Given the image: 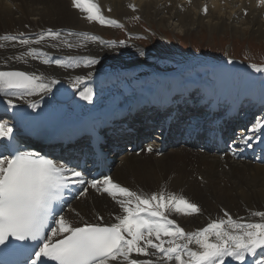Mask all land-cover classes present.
Segmentation results:
<instances>
[{"label": "bare ground", "instance_id": "6f19581e", "mask_svg": "<svg viewBox=\"0 0 264 264\" xmlns=\"http://www.w3.org/2000/svg\"><path fill=\"white\" fill-rule=\"evenodd\" d=\"M95 2L100 6L101 13L107 17L123 22L125 18L135 14L132 12L137 11L148 26L158 27L160 26L158 24L166 23L186 37L196 35L194 31L190 32L191 30H197L200 34L205 33L201 29L205 27L208 32H212L209 33L211 36H214L216 31L228 29L241 35L250 31L252 35L264 40V3L261 0H95ZM130 6H135V10ZM205 6L207 12L203 11ZM86 15L73 7L72 0H0V36L23 33L22 38L35 40L38 34L47 29L59 31L61 33L59 40L46 38L41 44L30 46L38 48L40 53L47 54L49 61L59 59L65 65H79L62 67L52 62L45 64L42 62L44 57L39 53L35 59L26 57L27 62L9 59L26 51L29 46L16 44L13 47L15 42L0 41L5 45L0 48V71H27L50 77L71 87L73 94L68 104L55 102L49 92L22 99L0 94V118H5L1 123L11 127L13 132L31 127L30 134L46 144L51 137L77 126L81 115L99 118L107 116L114 109L140 112L145 109L143 105L146 101L164 102L166 92L177 94V105L194 101L192 98L187 99L192 87L180 79L188 68L203 64L196 55H182V63L178 70L163 75L161 79L159 77L156 90L146 94L142 85L153 72L157 71L148 54L130 43L118 47L104 43L103 38L99 36L97 40L86 39L85 35L97 37L91 33ZM154 23L157 26H154ZM227 38L230 41L240 40ZM64 40L70 42L73 47L65 46L62 43ZM68 57H72V60ZM86 57L94 58L97 61L95 66L87 65ZM107 66L112 73L99 76L107 73L105 69ZM238 66L225 61L216 65V68H211V75L209 74L210 76L197 86L201 98L196 103L204 107L217 101L228 111L236 105L253 107L254 113L259 112V118H264V86L251 84L250 66L240 64ZM76 76L83 79L74 82ZM89 77L94 80L82 84V81ZM220 84H223L224 88L220 89ZM54 87L55 85L52 90ZM85 88L91 89V101L80 96V92ZM8 99L13 101L14 107L8 106L6 103ZM30 103L36 107H29ZM3 139L0 138V151H3ZM256 140L258 139L254 138L252 143ZM239 157V154H233L221 158L214 154L209 155L181 147L159 156L153 151H142L139 154H125L120 160L115 161L111 165L110 177L121 186L137 192L151 193L165 186L166 190L182 194L190 202L196 203L201 209L199 213L191 215L178 214L174 211L169 213V218L174 219L186 232L202 229L213 220L226 219L225 211L233 219L260 222V218L252 217L251 212L264 211V165H260L257 160L255 163L241 158L235 161ZM88 182L84 186L88 187L85 196L69 204L62 215L73 224H82L85 221L97 223V217H103V220L99 221L101 223L114 222V216L121 211L119 205L107 193L91 188ZM191 247L195 249L196 246ZM262 251L264 250H258L256 256L247 257L246 262L256 264L261 258ZM152 259L156 260V257ZM234 263L235 261L230 258L226 262ZM165 264L173 262L165 261Z\"/></svg>", "mask_w": 264, "mask_h": 264}, {"label": "snow or ice", "instance_id": "6c2138e0", "mask_svg": "<svg viewBox=\"0 0 264 264\" xmlns=\"http://www.w3.org/2000/svg\"><path fill=\"white\" fill-rule=\"evenodd\" d=\"M72 5L86 13L89 21L123 27L115 19H106L95 0H72ZM130 7L135 10V6ZM203 11L207 12L206 6ZM60 35L59 31L47 29L35 40L22 38L24 34L18 33L4 34L0 41L15 42L13 47L16 44L29 46L26 51L9 59L27 62L26 57L35 59L39 53L45 64L79 66L65 65L59 59L49 61L47 54L30 46L39 45L46 38L59 40ZM85 38L98 39L86 35ZM62 43L68 48L73 47L67 40ZM3 47L5 45L0 43V48ZM68 59L72 60V57ZM85 60L87 65L97 63L94 58L86 57ZM250 67L256 72H264V66L252 64ZM82 79L76 76L74 82ZM57 83L56 79L27 71H0V94L16 96L17 99L51 92ZM80 96L91 101V89L85 88ZM6 103L14 107L11 99ZM29 107L35 108L36 105L30 103ZM12 134L11 127L0 123V138H8ZM262 134L264 118H259L240 135L239 142L251 147L253 139H259ZM152 150L147 148L148 152ZM83 175L82 171L68 168L38 153L14 150L11 145H5L0 151V245H8L10 240L33 242L29 246L30 264H46V260L55 264H165V261L173 264H226L229 258L236 264H245L247 257L264 250V211L251 212V216L260 218V222L233 219L225 211L226 219L213 220L202 229L186 232L169 218V213H199L201 209L196 203L182 194L166 190L165 186L151 193L133 191L114 182L110 176L88 183L98 192L107 193L119 205L121 211L114 216V222L101 223L99 221L103 217H97V223L73 224L64 215L53 216V203L60 199V194L70 184L85 185ZM87 192L88 187H84L77 198ZM50 217L55 227H50ZM49 228L50 231H46ZM191 245H195V249ZM25 264L29 261L26 260ZM256 264H264V251Z\"/></svg>", "mask_w": 264, "mask_h": 264}, {"label": "rangeland", "instance_id": "374dc122", "mask_svg": "<svg viewBox=\"0 0 264 264\" xmlns=\"http://www.w3.org/2000/svg\"><path fill=\"white\" fill-rule=\"evenodd\" d=\"M132 13L135 14H132L131 17L125 18L123 22L117 20L119 24L123 25V27L101 24L98 21H89V26L91 28L90 31L93 35L102 37L106 44L119 47L127 43L133 44L134 46L137 45L138 48L144 50L148 54L155 64L154 68L156 67L161 73L176 71L182 63L181 56L184 54H194L197 57L202 58L200 60H202L203 64H209L199 65L200 67L209 66L212 68L227 60H232L235 64L240 65L250 66L256 64L264 66V40L252 35L250 31L241 35L238 33H232L227 29L224 31H216L214 32L215 35L211 36L209 33L212 32H208L207 28L202 27L201 29H203L205 33L200 34L197 30H191L190 32L194 31L193 33H196V35L192 34V36L186 37L181 35L179 31L175 30L173 27H169L166 23H160L158 24L160 25L158 27H150L145 24L137 11ZM104 17L106 19H114L105 15ZM154 26H157V24L154 23ZM225 33H227V35H225ZM227 37H233L234 39L240 40L230 41ZM121 42H123V44H121ZM177 52L179 54H177ZM93 66H95V64L90 67ZM199 66H195V69H200ZM251 68L252 67H250L251 74L254 73L251 79L256 84L264 85V72H256ZM105 69L109 71V66ZM190 73L191 72L187 74L189 75ZM158 75H160V73L153 72V77ZM190 75L195 79L203 80L209 75V72L208 74H200L198 76L193 72ZM155 82L156 81L152 80L146 82L147 84L144 88L147 92L154 91ZM219 88H224V85L220 84Z\"/></svg>", "mask_w": 264, "mask_h": 264}]
</instances>
